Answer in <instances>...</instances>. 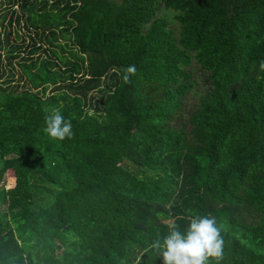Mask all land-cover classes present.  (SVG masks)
I'll return each instance as SVG.
<instances>
[{"label": "trees", "instance_id": "16d2710c", "mask_svg": "<svg viewBox=\"0 0 264 264\" xmlns=\"http://www.w3.org/2000/svg\"><path fill=\"white\" fill-rule=\"evenodd\" d=\"M0 10V264H163L152 243L205 216L220 264H264V0Z\"/></svg>", "mask_w": 264, "mask_h": 264}, {"label": "clouds", "instance_id": "9594fccd", "mask_svg": "<svg viewBox=\"0 0 264 264\" xmlns=\"http://www.w3.org/2000/svg\"><path fill=\"white\" fill-rule=\"evenodd\" d=\"M264 70V60L260 61ZM137 72L135 65H129L122 76V81L131 83V77ZM44 131L53 140L63 141L74 136L71 119H65L59 110L45 117ZM223 226L215 217H195L185 232L175 230L169 225V232L163 242L156 240L150 246L162 257L163 264H209L215 259L217 264L223 260L224 239L221 235Z\"/></svg>", "mask_w": 264, "mask_h": 264}, {"label": "rangeland", "instance_id": "374dc122", "mask_svg": "<svg viewBox=\"0 0 264 264\" xmlns=\"http://www.w3.org/2000/svg\"><path fill=\"white\" fill-rule=\"evenodd\" d=\"M1 12H3L2 10H0ZM1 17V16H0ZM0 20H1V18H0ZM128 165L130 166V168H133V166L130 164V163H128ZM9 175H11V172L9 171ZM7 174L5 175V183H6V185H10V181H9V179H8V183H7Z\"/></svg>", "mask_w": 264, "mask_h": 264}, {"label": "built area", "instance_id": "2783aa9c", "mask_svg": "<svg viewBox=\"0 0 264 264\" xmlns=\"http://www.w3.org/2000/svg\"><path fill=\"white\" fill-rule=\"evenodd\" d=\"M0 237H1V235H0Z\"/></svg>", "mask_w": 264, "mask_h": 264}]
</instances>
